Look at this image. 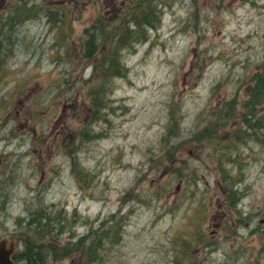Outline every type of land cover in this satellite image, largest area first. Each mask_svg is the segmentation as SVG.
Listing matches in <instances>:
<instances>
[{"label": "rangeland", "instance_id": "rangeland-1", "mask_svg": "<svg viewBox=\"0 0 264 264\" xmlns=\"http://www.w3.org/2000/svg\"><path fill=\"white\" fill-rule=\"evenodd\" d=\"M151 6L132 18L107 0L42 3L3 31L0 150L20 148L17 135L29 152L18 178H0V240L19 254L43 212L65 254L46 264H264V103L253 119L243 108L264 60V0ZM109 43L124 45V75L105 79Z\"/></svg>", "mask_w": 264, "mask_h": 264}, {"label": "trees", "instance_id": "trees-1", "mask_svg": "<svg viewBox=\"0 0 264 264\" xmlns=\"http://www.w3.org/2000/svg\"><path fill=\"white\" fill-rule=\"evenodd\" d=\"M155 1H147L141 4L140 6H135V9H131L127 12V15L130 14L132 18H134V15H136L138 8H142V10L145 11L144 17L148 18L147 12L152 11V6H149V3ZM135 11V12H134ZM143 12V11H142ZM153 17H157L158 15H152ZM50 17V15H48ZM153 20V19H152ZM143 19V21H135L137 25H145L148 27L147 24L152 25L151 21ZM54 21H57L55 18ZM147 21V22H146ZM125 35H122L118 39V35H114V40H117L115 45L123 42ZM96 42V40L94 41ZM112 44L104 45L102 55H101V61L107 60L109 61V64L103 65V75L102 77L105 79H108L111 77H120L124 75V71L121 69V66L119 65V52L122 48H124V45L120 46V49L117 51L116 46ZM89 50L86 53L87 57L93 56L96 52L97 44H88ZM101 66V65H100ZM99 66V67H100ZM101 77H97V81L101 82ZM252 87L249 91L248 100L243 102V108L245 109V115L246 117H249L253 119V116L256 113V109L260 107L264 103V60L261 64L260 71L258 74L252 77ZM108 91L106 88L105 83L96 84V89L94 93L92 94V102L94 107L95 116L97 114V110L99 109V104L103 105L102 98H104L105 93ZM101 102V103H100ZM254 128L253 126H250V129ZM87 136V135H86ZM86 136L82 135V139H86ZM213 140V137H205L201 139L202 142H204L206 145L210 144V141ZM231 192V190H230ZM232 196V195H231ZM233 203V199L231 201ZM235 203V201H234ZM36 214V215H35ZM32 213V218L30 219V223L28 224V230L26 232V241L24 244V247L22 251L19 253L18 260L21 264H46L49 261H56L63 258L65 255L59 256L57 253V248L59 246V242L57 241L55 235L51 232V230H48L45 225H42L40 222L43 218H45V214L42 213ZM40 219L41 221H37V219ZM37 223V224H36ZM31 226V227H30ZM41 227V228H40ZM108 232H105L103 234L106 235ZM37 241H40L37 243ZM58 242V245H57ZM96 249L97 246L92 251H88L87 253V260L91 262L96 261Z\"/></svg>", "mask_w": 264, "mask_h": 264}, {"label": "flooded vegetation", "instance_id": "flooded-vegetation-1", "mask_svg": "<svg viewBox=\"0 0 264 264\" xmlns=\"http://www.w3.org/2000/svg\"><path fill=\"white\" fill-rule=\"evenodd\" d=\"M111 1L114 4H119L121 7H125V9L130 8V10L133 8L135 9V6H140L146 0H107ZM152 1V0H147ZM72 0H0V36L2 35L3 31L5 29L11 31L14 30V27L18 25L19 23H23L26 19V12H29V14L33 13V17L35 18L38 12V9L40 8V5L42 3L48 4L50 6H53L54 8L63 6L67 9L69 8V5L71 4ZM149 6H151V2L149 3ZM135 12V11H134ZM151 12V11H148ZM28 14V15H29ZM67 12L65 15L67 16ZM65 16V17H66ZM48 19V23H53L52 20L46 16ZM29 18V17H28ZM67 38V35H66ZM9 37L7 38V40ZM5 42V40H4ZM5 45V44H4ZM16 128V131L19 132L23 128L22 131L25 129V125L17 124L13 127V129ZM12 129V130H13ZM30 130V129H28ZM27 130V131H28ZM18 140V145L20 148H15V152H8L5 149L0 150V178L3 180L4 174H7V178L12 177L13 179L18 178V171L21 167V161H19L20 157H24L25 154H28V152L24 151V145L25 142L24 138L18 139V136H14ZM30 147L32 148V153L38 154L39 157L42 155H46L47 150L45 152V146L44 142L36 139L34 137L32 140H30ZM48 148V146L46 147ZM53 148V146H52ZM17 158V159H16ZM43 173H41V180L40 183L43 180ZM1 183V182H0ZM17 242V240H16ZM16 258L15 256L12 257L14 260Z\"/></svg>", "mask_w": 264, "mask_h": 264}, {"label": "water", "instance_id": "water-1", "mask_svg": "<svg viewBox=\"0 0 264 264\" xmlns=\"http://www.w3.org/2000/svg\"><path fill=\"white\" fill-rule=\"evenodd\" d=\"M5 240H0V264H13L10 259L15 251L14 241L6 246Z\"/></svg>", "mask_w": 264, "mask_h": 264}, {"label": "bare ground", "instance_id": "bare-ground-1", "mask_svg": "<svg viewBox=\"0 0 264 264\" xmlns=\"http://www.w3.org/2000/svg\"><path fill=\"white\" fill-rule=\"evenodd\" d=\"M15 45V44H14ZM14 48V47H13ZM2 54V53H1Z\"/></svg>", "mask_w": 264, "mask_h": 264}]
</instances>
